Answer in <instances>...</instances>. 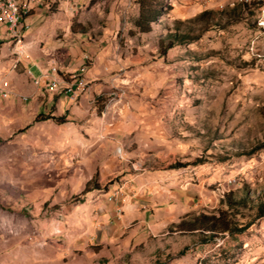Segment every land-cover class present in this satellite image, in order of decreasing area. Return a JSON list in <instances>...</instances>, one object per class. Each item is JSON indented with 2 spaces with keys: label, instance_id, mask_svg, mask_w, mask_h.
<instances>
[{
  "label": "rangeland",
  "instance_id": "obj_1",
  "mask_svg": "<svg viewBox=\"0 0 264 264\" xmlns=\"http://www.w3.org/2000/svg\"><path fill=\"white\" fill-rule=\"evenodd\" d=\"M164 2L140 34L137 0H48L0 48V264H264V0ZM220 211L242 230L173 229Z\"/></svg>",
  "mask_w": 264,
  "mask_h": 264
},
{
  "label": "trees",
  "instance_id": "obj_2",
  "mask_svg": "<svg viewBox=\"0 0 264 264\" xmlns=\"http://www.w3.org/2000/svg\"><path fill=\"white\" fill-rule=\"evenodd\" d=\"M138 15L134 21V27L137 33L148 34L152 31V25L156 24L158 19L166 12L164 0H137ZM203 14V13H202ZM206 14V12H204ZM183 35L169 36V39H163L159 43L160 54L165 56L167 51L175 45L186 42ZM166 42V43H165ZM41 120H46L51 117H45ZM65 122V119L59 121ZM90 191V190H89ZM88 190H84L82 195H85ZM230 192L225 196L226 206L229 210L237 207V201H232ZM259 216L264 217V201L259 204ZM175 232L181 234H198L206 239H213L222 234H232L242 230L238 227V223L229 217L228 211H220L215 214H198L191 217H185L180 222L173 225Z\"/></svg>",
  "mask_w": 264,
  "mask_h": 264
},
{
  "label": "built area",
  "instance_id": "obj_3",
  "mask_svg": "<svg viewBox=\"0 0 264 264\" xmlns=\"http://www.w3.org/2000/svg\"><path fill=\"white\" fill-rule=\"evenodd\" d=\"M47 2L48 0H0V48L11 45L15 54L20 55L26 22L35 11L46 6ZM42 72L37 79L33 77L34 84L39 87L43 81H46L45 91L48 93L56 94L64 90L67 95L77 96L75 90H80L87 84L82 77L83 71L75 73L69 81H65L54 67L50 68L51 74L49 71ZM0 96L7 99L18 98L19 95L3 88L0 90ZM18 99L25 100L23 97Z\"/></svg>",
  "mask_w": 264,
  "mask_h": 264
}]
</instances>
